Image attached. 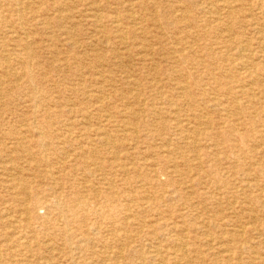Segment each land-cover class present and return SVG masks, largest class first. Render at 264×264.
<instances>
[{"label": "rangeland", "instance_id": "374dc122", "mask_svg": "<svg viewBox=\"0 0 264 264\" xmlns=\"http://www.w3.org/2000/svg\"><path fill=\"white\" fill-rule=\"evenodd\" d=\"M0 22V264H225L231 254L234 264H264V173L256 175L264 169V0H0ZM225 41L250 45L245 65ZM211 65L213 74L234 69L255 95L248 114L257 127L215 105L227 104L205 87ZM187 83L196 90L186 97L177 85ZM194 115L206 123L197 130ZM174 238L187 240L186 258Z\"/></svg>", "mask_w": 264, "mask_h": 264}, {"label": "bare ground", "instance_id": "6f19581e", "mask_svg": "<svg viewBox=\"0 0 264 264\" xmlns=\"http://www.w3.org/2000/svg\"><path fill=\"white\" fill-rule=\"evenodd\" d=\"M2 1V0H1ZM16 2H17V0H16ZM32 2V1H31ZM87 2V1H86ZM148 2V1H147ZM156 2V1H155ZM6 3H8V1L6 2ZM14 3V2H13ZM99 3V2H98ZM93 4V3H92ZM91 4V5H92ZM106 4V3H105ZM123 4V3H122ZM131 5V4H130ZM114 6V5H113ZM17 7V6H16ZM121 7V6H120ZM127 8V7H126ZM95 9V8H94ZM97 9V8H96ZM156 9V8H155ZM120 10H122V8L120 9ZM131 10V9H130ZM132 10H134V9H132ZM154 10V9H153ZM230 10H231V8H230ZM151 11H152V9H151ZM128 12V11H127ZM97 13H99V12H97ZM122 13V12H121ZM226 13V12H225ZM124 14H125V12H124ZM133 14V13H132ZM131 14V15H132ZM156 14V13H155ZM96 16H97V14H95ZM119 15V14H118ZM134 15V14H133ZM263 15V14H262ZM106 16V15H105ZM187 16V15H186ZM134 17V16H133ZM249 17V16H248ZM98 18V17H97ZM104 18V17H103ZM99 19V18H98ZM249 19V18H248ZM18 20H20V19H18ZM113 20V19H112ZM140 22V21H139ZM1 23V22H0ZM95 23V22H94ZM114 23V22H113ZM117 24V23H116ZM136 24V23H135ZM198 24V23H197ZM3 25V24H2ZM19 25H21L20 23H19ZM63 25V24H62ZM112 25H114V24H112ZM137 25V24H136ZM22 26V25H21ZM133 26V25H132ZM218 26V25H217ZM31 27V26H30ZM43 27V26H42ZM2 28V27H1ZM8 28V27H7ZM199 28L200 29H202V30H204L205 28H207V25L206 24H201V25H199ZM261 28V27H260ZM65 29V28H64ZM103 29V28H102ZM115 29V28H114ZM264 29V28H263ZM1 30V29H0ZM20 32H24V29L22 28V27H20L19 29H18ZM84 30V29H83ZM121 29H119V31H120ZM123 30V29H122ZM82 31V30H81ZM225 31V30H224ZM263 32V31H262ZM1 33V32H0ZM103 33H105V32H103ZM199 33V32H198ZM115 34V33H114ZM127 34V33H126ZM200 34V33H199ZM259 34V33H258ZM19 35V34H18ZM48 35V34H47ZM50 35V34H49ZM139 35V34H138ZM195 35V34H194ZM51 36V35H50ZM151 36V35H150ZM14 37H16V36H14ZM93 37V36H92ZM33 38V37H32ZM117 38V37H116ZM145 38V37H144ZM73 39H74V37H73ZM90 39V38H89ZM101 39V38H100ZM103 39V38H102ZM112 39V38H111ZM151 39V38H150ZM123 40H124V38H123ZM126 40V39H125ZM132 40H133V38H132ZM54 41V40H53ZM131 41V40H130ZM233 41V40H232ZM259 41H260V39H259ZM262 41V40H261ZM2 42H3V40H2ZM8 42V41H7ZM226 43V45L227 44H230V42L231 41H225ZM22 46H23V48H24V50L25 49H27V47H31V44L30 43H25V42H23L22 40H20V42H19ZM72 43V42H71ZM138 43V42H137ZM245 42H240L239 43V41H238V43H235V44H233V43H231L230 44V47H236L237 46V49H238V51L236 52V54H235V56H234V58H235V60L236 61H238L240 64L239 65H245L244 63H245V60H243L244 59V57L241 55V53L242 52H245L246 50H248V48L247 47H250V45H248V44H244ZM249 43V42H248ZM260 43V42H259ZM95 44H96V42H95ZM99 44H100V42H99ZM139 44V43H138ZM137 44V45H138ZM148 44V43H147ZM6 45V44H5ZM47 45V44H46ZM91 45V44H90ZM110 45V44H109ZM112 45V44H111ZM123 45V44H122ZM53 46V45H52ZM56 46V45H55ZM128 46V45H127ZM136 46V45H135ZM149 46V45H148ZM176 46V45H175ZM247 46V47H246ZM66 47V46H65ZM137 47V46H136ZM146 47V46H145ZM21 48V47H20ZM96 48V47H95ZM128 48V47H127ZM142 48V47H141ZM211 48V47H210ZM262 48V47H261ZM50 49V48H49ZM83 49V48H82ZM236 49V50H237ZM263 49V48H262ZM29 50V49H28ZM116 50V49H115ZM23 51V50H22ZM56 51V50H55ZM126 51V50H125ZM2 52V51H1ZM247 52V51H246ZM261 52V51H260ZM3 53V52H2ZM19 53H21V52H19ZM95 53V52H94ZM151 53V52H150ZM191 53V52H190ZM257 53H259V52H257ZM263 53V52H262ZM29 54V53H28ZM26 55V54H25ZM32 55V54H31ZM150 55V54H149ZM148 55V56H149ZM134 56H136V55H134ZM249 56V55H248ZM258 56V55H257ZM146 57V56H145ZM252 57V56H251ZM3 58V57H2ZM259 58V57H258ZM55 59V58H54ZM64 59V58H63ZM51 60V59H50ZM58 60V59H57ZM180 60V61H179ZM44 61V60H43ZM55 61H56V59H55ZM61 61V60H60ZM104 61V60H103ZM5 62V61H4ZM17 62V61H16ZM27 62H28V60H27ZM65 62V61H64ZM128 62H130V61H128ZM149 62V61H148ZM178 62H180V64H184L185 63V58H181V59H178ZM219 62V61H218ZM264 62V61H263ZM92 63V62H91ZM2 64V63H1ZM31 64V63H30ZM131 64H132V62H131ZM153 64V63H152ZM233 64V63H232ZM248 64V63H247ZM259 64V63H258ZM17 65H18V63H17ZM116 65V64H115ZM129 65V64H128ZM14 66V65H13ZM33 66V65H32ZM34 66H35V64H34ZM119 66V65H118ZM121 66V65H120ZM127 66V65H126ZM213 65H211V66H209L208 67V71L209 72H211L212 71V69H213V67H212ZM6 67H7V64H6ZM20 67V66H19ZM47 67V66H46ZM63 67V66H62ZM106 67V66H105ZM137 67V66H136ZM152 67V66H151ZM157 67V66H156ZM246 67V66H245ZM244 67V68H245ZM40 68V67H39ZM51 68V67H50ZM104 68V67H103ZM91 69V68H90ZM121 69V68H120ZM149 69V68H148ZM6 70V69H5ZM9 70V69H8ZM30 70V69H29ZM78 70V69H77ZM97 70V69H96ZM151 70V69H150ZM234 69H232V68H223V69H219V72L217 73V74H213V71L210 73V74H206L207 75V79H208V83L206 84V88L209 90V91H213V90H216V91H221V93H222V96L224 97V103H226L227 105L225 106V105H223V104H217V103H215V105H217V106H219V105H221L222 106V109H223V112H224V114H225V116H227V118H229V117H231V116H233V117H239V119H241V121L242 120H249L250 121V123L252 122V125H254V127H257V121H255L254 119H251V117H250V115L248 114V111H250L251 109H253V108H255L256 106H257V100H256V97H255V95L254 94H252L248 89H246L245 87H244V84H243V81H242V79L240 78V79H237V80H235V77H234V75H233V72H235V71H233ZM11 71V70H10ZM16 71H17V69H16ZM24 71V70H23ZM60 71V70H59ZM94 71V70H93ZM127 71V70H126ZM128 71H130V70H128ZM152 71V70H151ZM243 71V70H242ZM241 71V72H242ZM9 72V71H8ZM46 72V71H45ZM51 72V71H50ZM58 72V71H57ZM90 72V71H89ZM106 72V71H105ZM121 72V71H120ZM135 72V71H134ZM137 72V71H136ZM240 72V71H239ZM4 73H6V72H4ZM16 73V72H15ZM14 73V74H15ZM33 73V72H32ZM37 73V72H36ZM99 73H100V70H99ZM111 73V72H110ZM129 73V72H128ZM127 73V74H128ZM174 73V72H173ZM7 74V73H6ZM12 74V73H11ZM25 74V73H24ZM145 74V73H144ZM157 75H161V73H156ZM264 74V73H263ZM262 74V75H263ZM10 75V74H9ZM28 75V74H27ZM35 75V74H34ZM132 75V74H131ZM2 76V75H1ZM0 76V77H1ZM15 76V75H14ZM19 76V75H18ZM31 76V75H30ZM115 76V75H114ZM20 77V76H19ZM101 77V76H100ZM6 78V77H5ZM11 78H13V77H11ZM27 78V77H26ZM114 78V77H113ZM127 78V77H126ZM132 78H133V76H132ZM3 79V78H2ZM21 79V78H20ZM22 79H24V78H22ZM35 79V78H34ZM40 79H42V78H40ZM129 79V78H128ZM234 79V80H233ZM15 80V79H14ZM19 80V79H18ZM36 80V79H35ZM46 80V79H45ZM113 80V79H112ZM130 80V79H129ZM17 81V80H16ZM27 81V80H26ZM95 81V80H94ZM104 81V80H103ZM150 81V80H149ZM157 81V80H156ZM201 81V80H200ZM262 81V80H261ZM4 82V81H3ZM8 82H10V81H8ZM12 82V81H11ZM34 82V81H33ZM56 82V81H55ZM59 82V81H58ZM152 82V81H151ZM2 83V82H1ZM16 83V82H15ZM26 83V82H25ZM24 83V84H25ZM39 83V82H38ZM45 83V82H44ZM44 83H43V85H44ZM102 83V82H101ZM111 83V82H110ZM263 83V82H262ZM10 84V83H9ZM9 84H8V86H9ZM31 85H32V83H30ZM47 84V83H46ZM73 84V83H72ZM96 84V83H95ZM118 84V83H117ZM130 84V83H129ZM145 84V83H144ZM26 85V84H25ZM42 85V86H43ZM135 85V84H134ZM21 86V85H20ZM19 86V87H20ZM36 86V85H35ZM123 86H125V85H123ZM2 87H3V85H2ZM13 87V86H12ZM27 87V86H26ZM62 87H63V85H62ZM113 87V86H112ZM111 87V88H112ZM203 87V86H202ZM204 87V88H205ZM1 88V87H0ZM25 88V87H24ZM35 88V87H34ZM51 88V87H50ZM195 87H194V85H192L191 83H187L186 85H180V84H178L177 85V89L178 90H182V94L185 96L189 91H192L193 89H194ZM11 89V88H10ZM41 89V88H40ZM116 89V88H115ZM120 89V88H119ZM132 89V88H131ZM137 89V88H136ZM36 90V89H35ZM58 90V89H57ZM125 90V89H124ZM135 90V89H134ZM146 91H147V89H145ZM194 90H196V88L194 89ZM49 91V90H48ZM136 91V90H135ZM169 91V90H168ZM22 92V91H21ZM25 92V91H24ZM30 92V91H29ZM46 92V91H45ZM52 92V91H51ZM59 92V91H58ZM99 92V91H98ZM97 92V93H98ZM34 93V92H33ZM38 93V92H37ZM121 93V92H120ZM22 94V93H21ZM39 94V93H38ZM52 94H53V92H52ZM20 95V94H19ZM26 95V94H25ZM33 95V94H32ZM46 95V94H45ZM86 95V94H85ZM106 95V94H105ZM23 96V95H22ZM35 96V95H34ZM108 96V95H107ZM6 97V96H5ZM25 97H27V96H25ZM84 97V96H83ZM96 97V96H95ZM103 97V96H102ZM121 97V96H120ZM153 97V96H152ZM186 97H187V95H186ZM222 97V98H223ZM4 98V97H3ZM17 98V97H16ZM38 98V97H37ZM136 98V97H135ZM32 99V98H31ZM40 99V98H39ZM41 99H42V97H41ZM46 99V98H45ZM102 99V98H101ZM106 99V98H105ZM149 99V98H148ZM152 99V98H151ZM212 99V98H211ZM9 100V99H8ZM11 100V99H10ZM33 100V99H32ZM36 100V99H35ZM35 100H34V102H35ZM66 99H64V101H65ZM136 100V99H135ZM213 100V99H212ZM20 101V100H19ZM22 101V100H21ZM39 101V100H38ZM84 101V100H83ZM86 101H87V98H86ZM102 101V100H101ZM214 101V100H213ZM13 102H14V100H13ZM29 102V101H28ZM42 102H44L43 100H42ZM78 102V101H77ZM89 102V101H88ZM99 102V101H98ZM110 102V101H109ZM145 102V101H144ZM148 102H150V101H148ZM259 102H261V101H259ZM141 103V102H140ZM9 104H11V102L9 103ZM23 104V103H22ZM30 104V103H29ZM34 104V103H33ZM36 104V103H35ZM82 104V103H81ZM126 103H124V105H125ZM144 104V103H143ZM159 104V103H158ZM192 104H195V102L193 101V103ZM14 105V104H13ZM49 105V104H48ZM50 105H52V104H50ZM67 105H68V103H67ZM126 105H128V104H126ZM142 105V104H141ZM151 105H154V104H151ZM2 106V105H1ZM18 106V105H17ZM20 106V105H19ZM36 106V105H35ZM39 106V105H38ZM43 106V105H42ZM41 106V107H42ZM45 106H46V104H45ZM70 106V105H69ZM73 106V105H72ZM109 106V105H108ZM167 106V105H166ZM4 107V106H3ZM8 107V106H7ZM25 107V106H24ZM34 107V106H33ZM61 107V106H60ZM134 107V106H133ZM183 107V106H182ZM70 108H71V106H70ZM93 108V107H92ZM8 109V108H7ZM10 109H11V107H10ZM35 109V108H34ZM86 109V108H85ZM132 109V108H131ZM12 110H13V108H12ZM16 110V109H15ZM42 110V109H41ZM47 110V109H46ZM139 110V109H138ZM137 110V111H138ZM203 110V109H202ZM28 111V110H27ZM80 111V110H79ZM21 112V111H20ZM43 112H45V111H43ZM98 112V111H97ZM120 112V111H119ZM123 112V111H122ZM181 112H183L182 110H179L178 111V115H181ZM219 112V111H218ZM101 113V112H100ZM126 113V112H125ZM158 113V112H157ZM37 114V113H36ZM47 114V113H46ZM113 114V113H112ZM9 116H10V114H8ZM138 115V114H137ZM147 115V114H146ZM149 115V114H148ZM161 115V114H160ZM176 115V114H175ZM186 115V114H185ZM1 116V115H0ZM27 116V115H26ZM47 116H49V115H47ZM77 116V115H76ZM90 116V115H89ZM128 116V115H127ZM135 116H136V114H135ZM182 116V115H181ZM11 117V116H10ZM16 117H17V115H16ZM21 117V116H20ZM31 117V116H30ZM106 117V116H105ZM105 117H104V119H105ZM131 117V116H130ZM156 117V116H155ZM209 117V116H208ZM40 118V117H39ZM53 118V117H52ZM58 118V117H57ZM107 118V117H106ZM127 118V117H126ZM144 118V117H143ZM149 118V117H148ZM33 119V118H32ZM31 119V120H32ZM48 119V118H47ZM65 119V118H64ZM88 119V118H87ZM95 119V118H94ZM26 120V119H25ZM28 120V119H27ZM38 120V119H37ZM45 120V119H44ZM49 120V119H48ZM90 120V119H89ZM114 120V119H113ZM128 120V119H127ZM132 120V119H131ZM137 120V119H136ZM142 120V122H143V119H141ZM169 120V119H168ZM254 120V121H253ZM14 121V120H13ZM24 121V120H23ZM103 121V120H102ZM130 121V120H129ZM128 121V122H129ZM149 121V120H148ZM192 121H193V124L195 125V129L197 130V128H200V127H203L206 123H205V121L202 119V116H193V119H192ZM11 122V121H10ZM20 122H22V121H20ZM34 122V121H33ZM57 122V121H56ZM86 122V121H85ZM119 122V121H118ZM152 122V121H151ZM54 123V122H53ZM87 123V122H86ZM96 123V122H95ZM124 123V122H123ZM125 123H127V122H125ZM260 123H261V121H260ZM10 124H12V123H10ZM9 124V125H10ZM66 124V123H65ZM68 124V123H67ZM88 124V123H87ZM91 124V123H90ZM94 124V123H93ZM141 124V123H140ZM148 124V123H147ZM235 124V123H234ZM26 125V124H25ZM30 125V124H29ZM55 125H56V123H55ZM98 125V124H97ZM131 125H133V124H131ZM157 125V124H156ZM163 125V124H162ZM220 125V124H219ZM32 126V125H31ZM34 126V125H33ZM99 126V125H98ZM130 126V125H129ZM135 126V125H134ZM137 126V125H136ZM191 126V125H190ZM264 126V125H263ZM6 127V126H5ZM20 127V126H19ZM25 127V126H24ZM69 127V126H68ZM86 127V126H85ZM151 127V126H150ZM225 127L226 128H228L227 130H229V131H234L235 130V126L234 125H232V124H230V125H228V120H226V122H225ZM238 127V126H237ZM50 128H52V127H50ZM62 128V127H61ZM65 128H67V127H65ZM71 128V127H70ZM87 128V127H86ZM102 128V127H101ZM112 128V127H111ZM117 128H119V130H120V127H117ZM129 128V127H128ZM127 128V129H128ZM134 128V127H133ZM152 128V127H151ZM244 129H246L245 127H243ZM48 129V128H47ZM73 129V128H72ZM132 129V128H131ZM136 129V128H135ZM144 129V128H143ZM154 129V128H153ZM189 129V128H188ZM244 129H242V130H244ZM34 130V129H33ZM44 130V129H43ZM42 130V131H43ZM116 130V129H115ZM191 130V129H190ZM226 130V133L227 132H229V131H227ZM27 131V130H26ZM26 131H25V133H26ZM36 131H37V129H36ZM118 131V130H117ZM125 131V130H124ZM129 131V130H128ZM136 131V130H135ZM143 131V130H142ZM158 131V130H157ZM179 131V130H178ZM24 132V131H23ZM121 132V131H120ZM123 132V131H122ZM137 132L138 131H136V134H137ZM145 132V131H144ZM143 132V133H144ZM150 132V131H149ZM164 132V131H163ZM190 132V131H189ZM53 133V132H52ZM152 133V132H151ZM155 133H156V131H155ZM184 133V132H183ZM196 133V132H195ZM199 133V132H198ZM64 134V133H63ZM69 134V133H68ZM105 134H106V132H105ZM104 134V135H105ZM116 134H117V132H116ZM121 134V133H120ZM122 134H124V133H122ZM129 134V133H128ZM139 134V133H138ZM246 134V133H245ZM33 135V134H32ZM37 135V134H36ZM40 135V134H39ZM146 135H147V133H146ZM149 135V134H148ZM158 135H161V134H159L158 133ZM17 136V135H16ZM22 136V135H21ZM24 136V135H23ZM50 136H52V135H50ZM123 136H125V135H123ZM152 136H153V134H152ZM194 136V135H193ZM76 137V136H75ZM81 137V136H80ZM93 137H94V135H93ZM98 137V136H97ZM102 137V136H101ZM107 138H105V140H104V144L105 145H111L110 143V141H112L111 140V137L110 136H106ZM136 137V136H135ZM146 137V136H145ZM186 137V136H185ZM191 137V136H190ZM218 137V136H217ZM223 137H225V136H223ZM261 137H263V136H261ZM32 138V137H31ZM35 138V137H34ZM144 138V137H143ZM143 138H141V139H143ZM154 138V137H153ZM197 138V137H196ZM44 139V138H43ZM58 139V138H57ZM117 139V138H116ZM132 139V138H131ZM185 139V138H184ZM184 139H183V141H184ZM261 139V138H260ZM13 140V139H12ZM24 140H25V138H24ZM56 140V139H55ZM54 140V141H55ZM137 140V139H136ZM151 140H152V138H151ZM226 140H228V138L226 139ZM53 141V142H54ZM160 141V140H159ZM42 142V141H41ZM97 142V141H96ZM161 142V141H160ZM215 142H216V140H215ZM49 143V142H48ZM129 143V142H128ZM134 143H135V141H134ZM142 143V142H141ZM168 143V142H167ZM21 144H23V143H21ZM102 144V143H101ZM114 144V143H113ZM130 144V143H129ZM196 144H198V143H195V142H193V143H182V144H177V145H179L180 147H178L177 146V148H174L173 149V151H168L169 153H168V157L169 158H171V156L172 155H174V154H181V152H178V150H180V149H186V148H188V147H193L194 145H196ZM27 145V144H26ZM85 145V144H84ZM90 145V144H89ZM167 145V144H166ZM43 146V145H42ZM149 146V145H148ZM256 146V145H255ZM134 147V146H133ZM142 147V146H141ZM151 147V146H150ZM159 147V146H158ZM175 147V146H174ZM194 147H197V146H194ZM212 147V146H211ZM49 147H47V149H48ZM71 148V147H70ZM145 148V147H144ZM156 148V147H155ZM160 148H161V146H160ZM162 148H163V146H162ZM14 149V148H13ZM38 149V148H37ZM43 149V148H42ZM57 149V148H56ZM103 149V148H102ZM151 149V148H150ZM195 149V148H194ZM21 150V149H20ZM54 150V149H53ZM63 150V149H62ZM68 150H69V148H68ZM76 150V149H75ZM80 150V149H79ZM108 150V149H107ZM115 150V149H114ZM144 150V149H143ZM156 150V149H155ZM154 150V151H155ZM12 151H14V150H12ZM17 151V150H16ZM160 151V150H159ZM158 151V152H159ZM164 151H166V150H164ZM42 152V151H41ZM93 152V151H92ZM114 152V151H113ZM132 152V151H131ZM138 152V151H137ZM149 152V151H148ZM156 152V151H155ZM162 152V151H161ZM251 152V151H250ZM254 152V151H253ZM23 153V152H22ZM44 153V152H43ZM51 153V152H50ZM10 154H12V153H10ZM20 154V153H19ZM73 154V153H72ZM101 154V153H100ZM112 154V153H111ZM143 154V153H142ZM162 154V153H161ZM164 154V153H163ZM182 154H185V153H182ZM28 155V154H27ZM30 155V154H29ZM114 155V154H113ZM158 155V154H157ZM167 155V154H166ZM254 155V154H253ZM45 156V155H44ZM49 156V155H48ZM66 156H67V154H66ZM138 156V155H137ZM150 156V155H149ZM160 156V155H159ZM180 156V155H179ZM243 156V155H242ZM5 157V156H4ZM63 157V156H62ZM82 158V157H81ZM91 158H92V156H91ZM94 158H96V156L94 157ZM139 158V157H138ZM151 158V157H150ZM177 158V157H176ZM51 159H53V158H51ZM69 159V158H68ZM83 159V158H82ZM125 158H123V160H124ZM128 159V158H127ZM136 159V158H135ZM142 159V158H141ZM149 159V158H148ZM152 159V158H151ZM254 159V158H253ZM57 160V159H56ZM108 160V159H107ZM109 160H110V158H109ZM114 160H116V159H114ZM126 160V159H125ZM147 160V159H146ZM19 161V160H18ZM117 161V160H116ZM141 161V160H140ZM149 161V160H148ZM51 162V161H50ZM54 162V161H53ZM58 162V161H57ZM63 162V161H62ZM96 162V161H95ZM254 162V161H253ZM4 163V162H3ZM7 163V162H6ZM70 163V162H69ZM245 163V162H244ZM12 164H14V163H12ZM50 164V163H49ZM49 164H48V166H49ZM53 164H55V163H53ZM62 164V163H61ZM85 164V163H84ZM114 164V163H113ZM236 164V163H235ZM150 165V164H149ZM168 165V164H167ZM233 165V164H232ZM254 165V164H253ZM263 165V164H262ZM43 166H44V164H43ZM47 166V167H48ZM148 166V165H147ZM154 166V165H153ZM156 166V165H155ZM252 166V165H251ZM46 167V166H45ZM44 167V168H45ZM51 167H52V164H51ZM85 167V166H84ZM123 167V166H122ZM125 167V166H124ZM142 167V166H141ZM140 167V168H141ZM149 167H151V166H149ZM164 167V166H163ZM192 167V166H191ZM222 167V166H221ZM255 167V166H254ZM1 168H3V167H1ZM27 168V167H26ZM62 168V167H61ZM66 168V167H65ZM85 168H87V167H85ZM98 167H96V169H97ZM109 168V167H108ZM111 168V167H110ZM121 168V167H120ZM126 168V167H125ZM147 168V167H146ZM165 168V167H164ZM171 168V167H170ZM172 168H173V166H172ZM47 169V168H46ZM56 169V168H55ZM153 169V168H152ZM167 169V168H166ZM176 169V168H175ZM188 169V168H187ZM248 169H250V168H248ZM73 170V169H72ZM100 170V169H99ZM105 170V169H104ZM111 170V169H110ZM122 170V169H121ZM147 170V169H146ZM148 170H150V169H148ZM174 170V169H173ZM185 170V169H184ZM199 170V169H198ZM37 171V170H36ZM49 171V170H48ZM62 171H64V168H63V170ZM74 171V170H73ZM123 171H125L126 173H128L130 170H128V169H123ZM122 171V172H123ZM167 171V170H166ZM187 171V170H186ZM246 171V170H245ZM248 171V170H247ZM250 171V170H249ZM248 171V172H249ZM11 172V171H10ZM20 172V171H19ZM38 172V171H37ZM41 172V171H40ZM56 172V171H55ZM75 172V171H74ZM73 172V173H74ZM89 172V171H88ZM104 172V171H103ZM147 172V171H146ZM149 172V171H148ZM150 172H152L151 170H150ZM150 172H149V174H150ZM163 172V171H162ZM180 172V171H179ZM64 173V172H63ZM62 173V174H63ZM76 173V172H75ZM82 173V172H81ZM132 173V172H131ZM169 173V172H168ZM177 173V172H176ZM175 173V174H176ZM185 173V172H184ZM263 173H264V169H262V168H259V170H257L256 171V175H258V176H263ZM60 174H61V171H60ZM61 174V175H62ZM68 174V173H67ZM124 174V173H123ZM138 173H136V175H137ZM141 174H142V172H141ZM1 175V174H0ZM6 174H4V176H5ZM12 175V174H11ZM14 175V174H13ZM13 175H12V177H13ZM51 175V174H50ZM79 175H81V174H79ZM83 175V174H82ZM102 175V174H101ZM109 175V174H108ZM144 175V174H143ZM186 175V174H185ZM244 175V174H243ZM28 176V175H27ZM31 176V175H30ZM57 176V175H56ZM103 176V175H102ZM101 176V177H102ZM107 176V175H106ZM105 176V177H106ZM116 176V175H115ZM118 176V175H117ZM145 176V175H144ZM143 176V177H144ZM166 176V175H165ZM207 176V175H206ZM71 177V176H70ZM86 177V176H85ZM94 177V176H93ZM110 177V176H109ZM114 177V176H113ZM178 177V176H177ZM231 177V176H230ZM256 177V176H255ZM9 178V177H8ZM29 178H31V177H29ZM43 178V177H42ZM51 178V177H50ZM54 178V177H53ZM64 178V177H63ZM95 178V177H94ZM97 178V177H96ZM104 178V177H103ZM123 178V177H122ZM153 178V177H152ZM13 179V178H12ZM37 179V178H36ZM57 180H58V177L56 178ZM67 179V178H66ZM71 179H73V177L71 178ZM140 179V178H139ZM148 179V178H147ZM10 180V179H9ZM9 180H8V182H9ZM16 180H18V179H16ZM28 180V179H27ZM52 180V179H51ZM84 180H85V178H84ZM100 180V179H99ZM164 180V179H163ZM253 180V179H252ZM32 181V180H31ZM55 181V180H54ZM150 181V180H149ZM148 181V182H149ZM155 181V180H154ZM158 181H160V180H158ZM100 182V181H99ZM99 182H97V183H99ZM113 181H111V183H112ZM157 182V181H156ZM162 182H164V181H162ZM170 182V181H169ZM247 182V181H246ZM25 183V182H24ZM73 183H75V181H73ZM96 183V182H95ZM239 183V182H238ZM26 184V183H25ZM36 184V183H35ZM40 184V183H39ZM44 184V183H43ZM79 184V183H78ZM85 184V183H84ZM102 184V183H101ZM148 184V183H147ZM162 184V183H161ZM258 184V185H257ZM257 184H255L254 186H252V187H250V185H249V187L248 188H259V187H261L262 185L261 184H259V183H257ZM23 185V184H22ZM38 185V184H37ZM42 185V184H41ZM55 185V184H54ZM62 185V184H61ZM69 185V184H68ZM73 185V184H72ZM82 185V184H81ZM80 185V186H81ZM104 185V184H103ZM158 185H160V184H158ZM163 186H164V184H163ZM238 185H236L235 187H237ZM53 187V186H52ZM75 187V186H74ZM91 187V186H90ZM111 187V186H110ZM169 187H171V186H169ZM196 187V186H195ZM263 187H264V185H263ZM7 188V187H6ZM38 188V187H37ZM61 188V187H60ZM77 188V187H76ZM82 188H85V187H82ZM129 188V187H128ZM148 188V187H147ZM223 188V187H222ZM247 188V187H246ZM28 189V188H27ZM94 189V188H93ZM164 189V188H163ZM9 190V189H8ZM83 190V189H82ZM90 190V189H89ZM103 190V189H102ZM112 190V189H111ZM133 190V189H132ZM144 190V189H143ZM156 190V189H155ZM185 190V189H184ZM233 190V189H232ZM259 190V189H258ZM23 191V190H22ZM125 191H127V190H125ZM130 191V190H129ZM158 191V190H157ZM8 192V191H7ZM55 192V191H54ZM94 192V191H93ZM256 192V191H255ZM9 193V192H8ZM83 193V192H82ZM87 193V192H86ZM99 193V192H98ZM105 193V192H104ZM109 193H110V191H109ZM153 193H154V190H153ZM165 193V192H164ZM17 194V193H16ZM25 194V192L23 191V195ZM76 194V193H75ZM75 194H74V196H75ZM78 194V193H77ZM83 194H85V193H83ZM111 194V193H110ZM124 194V193H123ZM149 194V193H148ZM155 194V193H154ZM154 194H152V195H154ZM163 194V193H162ZM38 195V194H37ZM55 195V194H54ZM87 195V194H86ZM108 195V194H107ZM119 195V194H118ZM149 195H151V194H149ZM161 195V194H160ZM193 195V194H192ZM36 196V195H35ZM78 195H76V197H77ZM81 196V195H80ZM93 196V195H92ZM96 196V195H95ZM158 196H159V194H158ZM240 196V195H239ZM10 197V196H9ZM18 197V196H17ZM25 197V196H24ZM94 197V196H93ZM112 197V196H111ZM152 197V196H151ZM161 197V196H160ZM243 197H244V195H243ZM261 197V196H260ZM56 198V197H55ZM54 198V199H55ZM65 198V197H64ZM78 198V197H77ZM143 198V197H142ZM148 198H150V197H148ZM263 198V197H262ZM29 199V198H28ZM43 199V198H42ZM83 199H84V197H83ZM93 199V198H92ZM106 199L108 200V199H110V196H107L106 197ZM144 199V198H143ZM184 199V198H183ZM121 200V199H120ZM159 200V199H158ZM78 201V200H77ZM76 201V202H77ZM82 201V200H81ZM129 201V200H128ZM139 201V200H138ZM140 201H142L141 200V198H140ZM160 201V200H159ZM159 201H155V202H159ZM162 202H163V200H161ZM171 201V200H170ZM58 202V201H57ZM75 202V203H76ZM98 202V201H97ZM96 202V203H97ZM153 202V201H152ZM167 202V201H166ZM189 202V201H188ZM254 202V201H253ZM14 203V202H13ZM18 203V202H17ZM22 203V202H21ZM124 203V202H123ZM149 203V202H148ZM169 203V202H168ZM4 204V203H3ZM78 204V203H77ZM82 204V203H81ZM86 204H89V202H87ZM131 204H133V203H131ZM157 204H159V203H157ZM216 204V203H215ZM251 204V203H250ZM76 205V204H75ZM120 205V204H119ZM127 205V204H126ZM174 205V204H173ZM224 205V204H223ZM79 206V205H78ZM77 206V207H78ZM97 206V205H96ZM103 206V205H102ZM108 206V205H107ZM137 206V205H136ZM142 206V205H141ZM144 206V205H143ZM153 206H154V204H153ZM156 206V205H155ZM233 206V205H232ZM27 207V206H26ZM50 207V206H49ZM157 207V206H156ZM160 207V206H159ZM164 207V206H163ZM162 207V208H163ZM171 207V206H170ZM182 207V206H181ZM25 208V207H24ZM48 208V207H47ZM65 208V207H64ZM74 208H75V206H74ZM109 208V207H108ZM148 208V207H147ZM158 208V207H157ZM156 208V210L158 211V209ZM204 208V207H203ZM9 209V208H8ZM27 209V208H26ZM53 209H55V208H53ZM103 209H104V207H103ZM128 209V208H127ZM164 209V208H163ZM187 209V208H186ZM168 210V209H167ZM233 210V209H232ZM243 210V209H242ZM156 211V212H157ZM162 211V210H161ZM160 211V212H161ZM128 212V211H127ZM134 212V211H133ZM150 212V211H149ZM66 213V212H65ZM63 214V218L65 219V220H67V221H69L70 219H71V217L70 216H67L66 214ZM82 213V212H81ZM140 213H141V211H140ZM159 213V212H158ZM168 213V212H167ZM172 213V212H171ZM193 213V212H192ZM52 214V213H51ZM136 214V213H135ZM160 214V213H159ZM191 214V213H190ZM208 214V213H207ZM255 214V213H254ZM83 215V214H82ZM85 215V214H84ZM99 215V214H98ZM120 215V214H119ZM129 215H131V214H129ZM143 215V214H142ZM74 216V215H73ZM97 216V215H96ZM139 216V215H138ZM137 216V217H138ZM165 216H167L168 217V215H165ZM170 216V215H169ZM197 216V215H196ZM263 216V215H262ZM94 217V216H93ZM111 217V216H110ZM154 217V216H153ZM160 217V216H159ZM163 217V216H162ZM189 217V216H188ZM195 217V216H194ZM212 217V216H211ZM252 217V216H251ZM46 218V217H45ZM85 218V217H84ZM196 218V217H195ZM264 218V217H263ZM47 219V218H46ZM72 219H74V218H72ZM122 219V218H121ZM135 219V218H134ZM141 219V218H140ZM157 219H158V217H157ZM161 219V218H160ZM176 219V218H175ZM198 219V218H197ZM244 219V218H243ZM251 219V218H250ZM33 220V219H32ZM39 220V219H38ZM45 220V219H44ZM60 220V219H59ZM87 220V219H86ZM167 220H170V219H167ZM205 220V219H204ZM223 220V219H222ZM237 220V219H236ZM239 220V219H238ZM253 220V219H252ZM256 220V219H255ZM264 220V219H263ZM84 221V220H83ZM82 221V222H83ZM123 221V220H122ZM163 221H165V220H163ZM25 222V221H24ZM40 222V221H39ZM44 222V221H43ZM57 222V221H56ZM124 222H125V220H124ZM144 222V221H143ZM46 223V222H45ZM81 223V222H80ZM97 223V222H96ZM112 223V222H111ZM136 223V222H135ZM182 223V222H181ZM49 224H51V223H49ZM122 224V223H121ZM207 224V223H206ZM8 225V224H7ZM57 225V224H56ZM83 225V224H82ZM129 225H131V224H129ZM128 225V226H129ZM136 225V224H135ZM140 225V224H139ZM166 225V224H165ZM199 225V224H198ZM247 225V224H246ZM250 225V224H249ZM65 226V225H64ZM70 226V225H69ZM90 226V225H89ZM95 226V228H96V224L94 225ZM171 226H172V224H171ZM243 226V225H242ZM99 227V226H98ZM161 227V226H160ZM174 227V226H173ZM206 227V226H205ZM241 227V226H240ZM126 228V227H125ZM128 228V227H127ZM132 228H133V226H132ZM135 228H136V226H135ZM165 228V227H164ZM168 228V227H167ZM46 229V228H45ZM31 231H32V229H30ZM95 230H97V228L95 229ZM122 230V229H121ZM131 230V229H130ZM136 230H138V232H139V229H136ZM240 230V229H239ZM30 231V232H31ZM112 231V230H111ZM120 231V230H119ZM172 231V230H171ZM208 231V230H207ZM242 231V230H241ZM3 232H5V231H3ZM44 232V231H43ZM67 232V231H66ZM86 232V231H85ZM112 232H114V231H112ZM123 232H125V231H123ZM127 233H128V231H126ZM161 232V231H160ZM194 233H195V231H193ZM41 233V232H40ZM75 233V232H74ZM83 233V232H82ZM81 233V234H82ZM94 233H96V232H94ZM132 233V232H131ZM137 233V232H136ZM176 233V232H175ZM31 234V233H30ZM62 234H64V233H62ZM67 234V233H66ZM172 234V233H171ZM183 234H184V232H183ZM202 234V233H201ZM223 234V233H222ZM235 234V233H234ZM13 235V234H12ZM69 235V234H68ZM67 235V236H68ZM168 235H170V234H168ZM242 235V234H241ZM54 236V235H53ZM63 236V235H62ZM129 236V235H128ZM148 236H150V235H148ZM163 236V235H162ZM165 236V235H164ZM13 237V236H12ZM42 237V236H41ZM61 237V236H60ZM64 237V236H63ZM131 237V236H130ZM167 237V236H166ZM212 237V236H211ZM68 238V237H67ZM70 238V237H69ZM74 238V236L72 235L71 236V239H70V241H72V239ZM213 238V237H212ZM211 238V239H212ZM51 239V238H50ZM61 239V238H60ZM82 243L81 244H83V241H84V243L85 242H87V241H89L90 240V238H89V232H86V233H83L82 234ZM158 239V238H157ZM167 239V238H166ZM33 240V239H32ZM63 240V239H62ZM80 240V239H79ZM112 240V239H111ZM130 240H132V239H130ZM160 240V239H159ZM168 240V239H167ZM233 240V239H232ZM255 240V239H254ZM20 241V240H19ZM59 241H61V240H59ZM69 241V245H70V242ZM97 241V240H96ZM161 241H162V239H161ZM212 241H213V239H212ZM46 242H48V241H46ZM73 242V241H72ZM122 242V241H121ZM125 242V241H124ZM146 242V241H145ZM159 242V241H158ZM227 242V241H226ZM237 242V241H236ZM18 243V242H17ZM102 243V242H101ZM141 243V242H140ZM155 243V242H154ZM199 243V242H198ZM221 243V242H220ZM78 244H80V243H78ZM138 244V243H137ZM172 244L177 248V251H176V253L177 252H179L178 253V258H186V253H185V250L187 249V247H188V242H187V240H185V239H182V238H174L173 239V241H172ZM172 244H171V246H172ZM222 244H223V242H222ZM231 244V243H230ZM11 245V244H10ZM25 245V244H24ZM77 245V244H76ZM89 245H90V243H89ZM204 245V244H203ZM211 245V244H210ZM209 245V246H210ZM219 245V244H218ZM61 246V245H60ZM93 246V245H92ZM155 246H157V245H155ZM161 246V245H160ZM166 246V245H165ZM170 246V247H171ZM38 247V246H37ZM102 247V246H101ZM120 247H121V245H120ZM189 247H190V245H189ZM221 247V246H220ZM15 248V247H14ZM53 248H55L56 249V247H53ZM81 248V247H80ZM86 248V247H85ZM107 248V247H106ZM123 248V247H122ZM127 248V247H126ZM150 248V247H149ZM154 248V247H153ZM160 248V247H159ZM211 248V247H210ZM8 249V248H7ZM59 249V248H58ZM84 249V248H83ZM92 249V248H91ZM104 249V248H103ZM118 249V248H117ZM174 249V248H173ZM48 250V249H47ZM54 250V249H53ZM74 250V249H73ZM77 250H78V248H77ZM80 250V249H79ZM105 250V249H104ZM155 250V249H154ZM201 250V249H200ZM251 250V249H250ZM4 251V250H3ZM23 251H25V250H23ZM59 251H61V250H59ZM100 251H101V249H100ZM238 251H240V250H238ZM30 252V251H29ZM35 252H36V250H35ZM79 252V251H78ZM77 252V253H78ZM82 252V251H81ZM85 252V251H84ZM156 252V251H155ZM155 252H154V254H155ZM166 252V251H165ZM201 252V251H200ZM217 252V251H216ZM224 252V251H223ZM230 252V251H229ZM21 253V252H20ZM119 253H120V255L121 254H123V252H122V250H119ZM167 253V252H166ZM165 253V254H166ZM225 253H227L228 254V252L227 251H225L223 254H225ZM241 253V252H240ZM254 253V252H253ZM76 254V253H75ZM81 254V253H80ZM85 254V253H84ZM84 254H83V256H84ZM105 254V253H104ZM163 254H164V252H163ZM174 254V253H173ZM73 255V254H72ZM101 255V254H100ZM103 255V254H102ZM219 255V254H218ZM115 256L117 257L118 255L115 253ZM163 256V255H162ZM211 256V255H210ZM215 256H216V254H215ZM74 257V256H73ZM81 257V256H80ZM88 257H89V255H88ZM164 257V256H163ZM171 257V256H170ZM173 257V256H172ZM204 257V256H203ZM21 258V257H20ZM47 258V257H46ZM79 258V257H78ZM154 258V257H153ZM161 258V257H160ZM166 258H168V257H166ZM229 258V257H228ZM233 258H234V254H231L230 255V261H232V263H233ZM72 259V258H71ZM76 259V258H75ZM81 259H83V258H81ZM88 259V258H87ZM106 259H108V258H106ZM116 259V258H115ZM215 259V258H214ZM237 259V258H236ZM235 259V260H236ZM250 259V258H249ZM264 259V258H263ZM113 260V259H112ZM128 260H130V259H128ZM175 260V259H174ZM217 260V259H216ZM22 261V260H21ZM85 261V260H84ZM161 261V260H160ZM24 262V261H23ZM71 262V261H70ZM75 262V261H74ZM73 262V263H74ZM102 262V261H101ZM131 262H132V260H131ZM174 262V261H173ZM177 262H178V260H177ZM217 262V261H216ZM18 263V262H17ZM22 263V262H21ZM26 263H27V261H26ZM30 263V262H29ZM76 263V262H75ZM94 263V262H93ZM176 263V262H175ZM232 263H230L229 262V260L228 261H226V263L225 264H232ZM11 264V263H10ZM105 264V263H104ZM161 264V263H160ZM178 264V263H177ZM234 264V263H233Z\"/></svg>", "mask_w": 264, "mask_h": 264}]
</instances>
